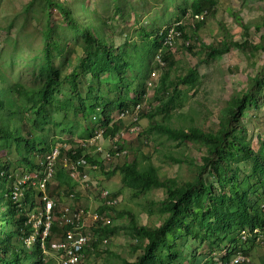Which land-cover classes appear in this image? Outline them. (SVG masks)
<instances>
[{
	"label": "trees",
	"instance_id": "obj_1",
	"mask_svg": "<svg viewBox=\"0 0 264 264\" xmlns=\"http://www.w3.org/2000/svg\"><path fill=\"white\" fill-rule=\"evenodd\" d=\"M45 1L50 10H59L64 21L83 37L84 56L79 59L74 70L62 80L61 70L54 67L49 58V51L53 46L51 43L53 40L49 39L51 34V27H49L45 45L47 60L43 67V73L47 77L45 80L40 84L27 86L18 80L13 81L0 72V264H20V260L27 264L26 259L29 255L33 259L32 264H55L54 259H48L42 248L41 235L45 229V219L43 218L38 228L34 227V222L40 215L37 209V198L41 199L43 193L34 186L26 185L24 192L22 191V200L13 199L12 192L17 180L11 174L12 164L2 160L4 152L11 153L13 147L23 163L31 167L30 172L40 171L43 168L42 160L57 147V143L62 144L60 146L62 157L78 159L84 156L86 163H92L94 169L100 168L101 162L111 164L114 161L106 162L105 153L97 151V146L81 148L80 143L99 134L100 130L91 134L99 125L105 138H115L124 123L121 120L115 121L113 115L125 109H132L142 102L140 100H143L146 95L147 82L151 73L160 67L159 60L167 63L168 58L169 45L166 43L168 31L165 29H155L151 33H145L144 40L147 46L141 48L142 57L140 58V54L132 55L130 49L124 50L122 44L115 46L112 40L106 41V33L104 34L103 31L104 22L101 21L99 26H96V22L91 21L86 27L81 18L76 20L73 5L71 9H67L65 2ZM217 3L218 0H193L189 13L191 16L202 15L205 11L214 8ZM86 12L90 11L87 9ZM118 12L121 11L118 9ZM175 30L184 37L180 25ZM202 46L209 56H222L232 48L245 51L264 50L261 44L253 45L248 42L240 44L227 38L216 45ZM54 47H57V43ZM149 60L155 61L152 67ZM81 73L90 74L97 82L98 88L105 84L107 89L116 90L119 96L115 100H110L103 90H98L95 94L97 102L88 106L86 100H93L90 96L84 99L80 92L78 78ZM106 73L109 79L104 82L102 77ZM196 73V68H191L186 74L178 76L174 82H170L168 73H164L156 85V96L161 104L155 113L165 112L179 93V86H191ZM128 74L133 76V79ZM64 82L69 85L65 94L61 90ZM263 87L264 72H259L253 78L251 88L242 93L224 111V124L217 132L204 131L193 124L179 127L170 124H149L146 130L147 135L155 133L157 136L180 138L183 142L197 143L204 149L205 153L200 158L194 180L180 182L176 178L161 179L153 166L141 167L136 158L125 161L120 168L117 167L108 174V176L113 175L119 170L123 175L124 185L137 194L153 188L162 189L165 192V198L161 201L159 208L163 215L159 225H142L130 212H123L120 215L128 217L129 225L125 228L132 237V243L135 247H139L137 250L139 249L140 252L135 260L123 259L122 264H218V260L229 262L237 253L244 254L251 261L250 251L257 247V244L252 238L243 242L241 232H252L264 225L262 210L264 143L259 149L252 147L243 116L247 109L259 107L262 103ZM131 93L134 94L131 95ZM164 99L167 101L163 102ZM55 111L72 112L75 117H82L83 126L81 127L85 129L86 138L68 139L71 145L69 149H64L62 139H52L50 132L56 126L52 113ZM94 112L98 117L94 116L97 117L96 121H91L90 117L95 115ZM154 115L148 114L146 117L152 119ZM63 121L65 125L61 128L69 130L70 134L71 129L66 123L67 118L64 117ZM120 147L126 149L123 145ZM237 161L238 163L249 161L251 163L249 173L243 175L240 168L236 166ZM54 181L58 187L64 186L69 191L74 190L78 185L61 165L57 168ZM50 187L51 184L46 194L49 189V195L54 199ZM108 198L110 201L117 200L112 197V194H109ZM63 199V196H60L54 200L60 204ZM41 204L44 208L42 212H45V202L42 201ZM116 204H106L100 210H95L109 216L106 211ZM71 207L74 211L80 209H84L86 213L92 211L77 205ZM54 213L60 220L61 215L56 211ZM32 214L35 220L29 223ZM21 219L24 223L23 234L20 233ZM91 225H93L92 238L85 249V254L97 248L99 244L103 245L100 237L107 236L109 239V236L116 232V227L112 226V220L110 225L96 221H92ZM68 229H70L69 226L62 225L59 221L54 220L51 223L49 233L43 241L48 252L51 251L52 243L62 238ZM32 236L34 241H30L29 247L28 241ZM20 241L23 242V249L19 247ZM194 242L197 246L193 245ZM21 252L25 254L23 258H21ZM223 252L226 254L222 255Z\"/></svg>",
	"mask_w": 264,
	"mask_h": 264
},
{
	"label": "rangeland",
	"instance_id": "obj_2",
	"mask_svg": "<svg viewBox=\"0 0 264 264\" xmlns=\"http://www.w3.org/2000/svg\"><path fill=\"white\" fill-rule=\"evenodd\" d=\"M54 1L65 2L67 9H71L73 5L76 20L81 18L86 27L91 21L96 22V26H99V22H104L103 31L104 34L106 33V41L112 40L115 46L122 44L124 50L130 49L132 55L138 53L140 58L141 48L147 46L144 40L145 33H151L155 29H165L170 32L171 28L175 31L180 25L184 37L179 35V32V34L174 32L172 46L167 50V63H163L162 68L158 67L154 70L157 72L158 82L164 73H168L169 81L174 82L189 69L197 70L193 84L180 85L179 93L167 110L161 114L155 113L161 104L156 96L157 87L147 88L144 99L139 102L143 117L140 116L138 121L137 134L130 131V119L124 121L127 131L124 133L125 140H120L119 144L125 145L127 157L114 158L111 164L101 162L100 168L97 169L93 168L92 163H87L86 167H82L81 172V175L85 176L84 181L83 177L75 179L78 185L74 190L69 191L64 186L58 187L55 183L50 187L54 199L60 196L64 198L62 203L58 204L56 212L69 205L86 207L92 211L100 210L108 202L102 197L103 191H108L118 200L116 206L106 211L112 220V226L116 227V232L110 235L109 239L107 236L100 237L101 242L107 238V244H99L97 248L89 250L80 264H122L123 259L135 260L140 252L139 249L137 250L139 247H135L132 243V237L125 228L129 225L128 217L120 215L123 212H130L142 225H159L163 220L159 208L165 198V192L153 188L137 194L124 185L123 175L119 170L113 175L108 176V174L117 167L120 168L125 161L136 158L141 167L153 166L161 179L176 178L180 182L194 180L200 158L205 153L204 149L197 143L183 142L180 138L157 136L155 133L147 135L146 130L150 123L170 124L174 127L193 124L204 131L213 132L221 128L224 124V111L242 93L251 88L253 78L259 72H264V50L245 51L232 48L222 56H209L202 45H216L227 38L240 44L248 42L264 46V0H218L217 5L205 11L200 19H194L189 13L193 0ZM87 9L89 13L86 12ZM118 9L121 12H118ZM49 27H51L49 39L53 40L49 58L53 66L61 70L64 80L84 56L83 37L64 21L59 10H50L45 0H0V72L13 81L18 80L27 86L37 85L45 80L47 77L43 73V67L47 60L45 45ZM93 31L96 33L94 28ZM55 43H57L56 48ZM148 62L152 67L155 61ZM130 78L133 79V76ZM108 79L109 75L106 73L102 80L105 82ZM78 84L83 98L88 99L90 96L93 100H86L88 106L97 102L95 94L98 90H103L110 100H115L119 96L116 90L107 89L105 84L98 88L97 82L88 73L80 74ZM68 89V83L64 82L61 90L65 94ZM133 91L136 92L134 89ZM89 93L91 95H88ZM262 99L259 107L247 109L243 116L254 149H259L264 143V87ZM166 101L164 99L163 102ZM93 114L95 115L92 117L89 114V117L91 121H96L98 115L96 112ZM148 114H155V117L149 119L146 117ZM52 116L56 123L50 132L52 139H62L63 144L68 148L71 146L68 139L86 138L85 129L81 127L82 117H75L72 112L64 111H55ZM64 117L68 120L66 123L71 129L70 134L69 130L61 128L65 125ZM113 118L116 119L117 115H113ZM101 129V125L96 126L91 134L99 130L101 133ZM97 143L106 148H110L111 145V141L103 136ZM61 145L57 143L58 147ZM6 154L7 151L4 152L2 160L12 164L11 174L16 180L30 172L31 167L23 163L13 147L11 153ZM236 166L243 175L249 173L251 169L249 161L239 163L237 161ZM71 193L75 195L72 199H70ZM47 194L50 197L49 189ZM41 202L42 200L37 198V209L40 214L44 210ZM34 220L32 214L29 223ZM55 221L60 222L56 214ZM23 229L24 223L21 219V234ZM193 245L197 246V243L194 242ZM19 247L23 249L22 241L19 242ZM29 247L27 246V250ZM56 254L53 250L51 253L47 252L46 256L50 259ZM20 255L21 258L25 256L23 252ZM250 257L249 264H264V247L251 249ZM32 261L29 255L26 263L32 264ZM24 263L25 261L20 260V264ZM54 263L56 264L55 260Z\"/></svg>",
	"mask_w": 264,
	"mask_h": 264
},
{
	"label": "built area",
	"instance_id": "obj_3",
	"mask_svg": "<svg viewBox=\"0 0 264 264\" xmlns=\"http://www.w3.org/2000/svg\"><path fill=\"white\" fill-rule=\"evenodd\" d=\"M194 19L202 18V15H195L192 16ZM176 31V30H175ZM172 29L167 34L166 43L169 46H172L173 41V34L174 32ZM177 32V31H176ZM175 32V33H176ZM178 33V32H177ZM179 34V33H178ZM159 60V58H158ZM160 68L164 65L161 60H159ZM158 84L157 72L153 71L150 75V78L147 82V87L155 88ZM142 112L141 105L138 104L134 106L132 109H125L119 114L120 119H125L126 117L130 118V131L133 133L138 132L137 122L139 120V115ZM120 138H124V134H120ZM101 134H97L93 138L80 143L81 148H89L92 146H97V151L105 153V161L110 162L113 161L114 158L118 157H125L126 156V149L121 148L119 144L118 138L114 141L111 145L109 150H105L103 145L97 143ZM64 149H69L64 145ZM61 165L66 171L70 173L71 178L79 179L84 177L81 175L82 167H86L87 163L84 156L78 159H71L69 157H62L61 155V148L55 147L50 153H48L44 160H42V169L36 172H30L28 174L23 175L20 177L14 184L13 189V199L21 201L23 198L22 191H24V186L31 185L36 187L37 189L41 190L43 196L41 198L42 201L45 202V212H42L39 217L37 218L34 227L38 228L39 225L42 223L43 218L45 219L44 226L45 229L41 235L42 237V248L43 252L46 255L48 250L45 248L43 241L47 237L51 223L55 220V211L58 204L48 197L46 194V190L48 186L54 182V177L57 171L58 166ZM95 168V167H93ZM102 197L107 199V205H115L117 200H109L108 191H103ZM74 194H70V199L74 198ZM112 199V198H111ZM71 206L63 207L58 213L61 215L60 224L69 226L70 229L66 230L62 238H59L57 241L53 242L51 245V253L53 250L57 253L56 256L50 257V259H54L56 264H80L84 259L85 249L89 246V242L92 238V226L91 222H101L104 225H110L111 220L106 213L100 214L99 211H91L89 213L84 212V209H80L78 211H74L71 209ZM262 210L264 213V204L262 205ZM249 238H252L254 242L258 246L264 247V225L261 228H257L252 232L242 231L241 232V239L243 242L247 241ZM30 241H34V237L32 236ZM108 240L104 238L102 240L103 244H107ZM259 243V245H258ZM226 252H223L222 255H225ZM48 257V256H47ZM220 258V257H219ZM250 258L245 256L242 253H237L229 262H220L218 260V264H249Z\"/></svg>",
	"mask_w": 264,
	"mask_h": 264
},
{
	"label": "clouds",
	"instance_id": "obj_4",
	"mask_svg": "<svg viewBox=\"0 0 264 264\" xmlns=\"http://www.w3.org/2000/svg\"><path fill=\"white\" fill-rule=\"evenodd\" d=\"M148 88V87H147ZM121 113V111L120 112H118L116 115H117V118L115 119V121H119V120H121V121H123V123H124V121L125 120H127V119H130L129 117H126L125 119H120L119 118V114ZM140 116H141V113H140V115H139V119H140ZM139 121V120H138ZM137 125H139V123L137 122ZM125 131H127V128L125 127V124H123V127H122V129L120 130V132L115 136V138H111V137H108V138H106L107 140H109V141H111V145H112V143L114 142V141H116V138H118V139H120L121 141H123V140H125V137L124 138H120V134H124L125 133ZM101 137L103 136L104 137V132L103 131H101ZM137 134V133H136ZM124 136H125V134H124ZM119 140V141H120ZM111 145H110V148H111ZM125 146V145H124ZM103 148L106 150V149H110V148H106L104 145H103ZM107 151V150H106ZM125 157H127V156H125ZM55 182V181H54ZM55 184H56V182H55ZM25 189V188H24ZM24 192V191H23Z\"/></svg>",
	"mask_w": 264,
	"mask_h": 264
},
{
	"label": "bare ground",
	"instance_id": "obj_5",
	"mask_svg": "<svg viewBox=\"0 0 264 264\" xmlns=\"http://www.w3.org/2000/svg\"><path fill=\"white\" fill-rule=\"evenodd\" d=\"M204 14V13H203ZM178 24V23H177ZM110 194V193H109Z\"/></svg>",
	"mask_w": 264,
	"mask_h": 264
}]
</instances>
